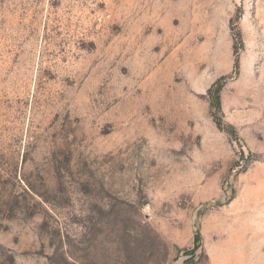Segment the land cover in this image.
Listing matches in <instances>:
<instances>
[{
	"label": "rangeland",
	"instance_id": "374dc122",
	"mask_svg": "<svg viewBox=\"0 0 264 264\" xmlns=\"http://www.w3.org/2000/svg\"><path fill=\"white\" fill-rule=\"evenodd\" d=\"M184 251L264 264V0H0V264Z\"/></svg>",
	"mask_w": 264,
	"mask_h": 264
},
{
	"label": "trees",
	"instance_id": "16d2710c",
	"mask_svg": "<svg viewBox=\"0 0 264 264\" xmlns=\"http://www.w3.org/2000/svg\"><path fill=\"white\" fill-rule=\"evenodd\" d=\"M235 68H238V62L236 61V63H235ZM220 87H218L216 90H215V92H214V94H213V97H212V104H213V106L216 108V109H218V110H220V96H219V92H220ZM211 90L209 91V94H211ZM218 127H220L221 128V125L218 123ZM200 234H199V232H197L196 231V233H195V237H194V250L196 251V249H198L199 248V246H200ZM183 254L185 255V256H188L184 261H183V263L182 264H194L193 263V254H194V251L192 252V253H190L189 251H184L183 252ZM191 254H192V256H191ZM191 256V257H190Z\"/></svg>",
	"mask_w": 264,
	"mask_h": 264
}]
</instances>
